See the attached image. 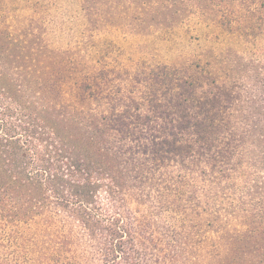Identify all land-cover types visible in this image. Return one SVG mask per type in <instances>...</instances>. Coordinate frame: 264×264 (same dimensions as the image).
Segmentation results:
<instances>
[{
	"label": "trees",
	"instance_id": "obj_1",
	"mask_svg": "<svg viewBox=\"0 0 264 264\" xmlns=\"http://www.w3.org/2000/svg\"><path fill=\"white\" fill-rule=\"evenodd\" d=\"M190 1L153 4L173 23ZM16 47L0 51V264H264V71L253 93Z\"/></svg>",
	"mask_w": 264,
	"mask_h": 264
},
{
	"label": "rangeland",
	"instance_id": "obj_2",
	"mask_svg": "<svg viewBox=\"0 0 264 264\" xmlns=\"http://www.w3.org/2000/svg\"><path fill=\"white\" fill-rule=\"evenodd\" d=\"M143 1L0 0L3 27L11 41L0 51L24 53L16 47L19 43L43 40L55 53L68 57L93 62L106 56L107 65L128 67V73L167 64L210 71L218 80L223 73L231 82L246 77L253 93L261 85L264 0H227L218 5L193 0L185 16L173 23L163 18L167 15L163 5ZM0 250L11 253V248Z\"/></svg>",
	"mask_w": 264,
	"mask_h": 264
}]
</instances>
